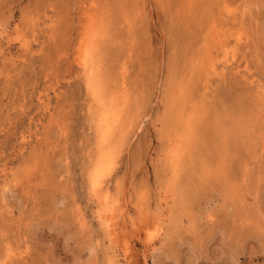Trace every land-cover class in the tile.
Returning <instances> with one entry per match:
<instances>
[{
	"label": "rangeland",
	"instance_id": "rangeland-1",
	"mask_svg": "<svg viewBox=\"0 0 264 264\" xmlns=\"http://www.w3.org/2000/svg\"><path fill=\"white\" fill-rule=\"evenodd\" d=\"M0 264H264V0H0Z\"/></svg>",
	"mask_w": 264,
	"mask_h": 264
},
{
	"label": "bare ground",
	"instance_id": "bare-ground-1",
	"mask_svg": "<svg viewBox=\"0 0 264 264\" xmlns=\"http://www.w3.org/2000/svg\"><path fill=\"white\" fill-rule=\"evenodd\" d=\"M86 35H87V34H86ZM85 37H86V36H85ZM83 40H85V38H84ZM238 42H239V41H238ZM93 47H94V46H93ZM79 48H80V47H79ZM85 50H86V49H85ZM92 50H93V49H92ZM78 51H79V50H78ZM79 54H80V53H79ZM79 54H78V55H79ZM83 54H84V55H83ZM83 54H82L83 56H80V58L82 57V58H81L82 61H81V59L79 58V59H80V62L83 64V65H82L83 67H85V68H87V69L89 70V69H90V66H89L90 63H89V64L87 63L88 60H89V57H88V56H89V55H88V54H89V51H88V52H87V51H84ZM93 54H94V53H93ZM90 56H91V54H90ZM92 56H93V55H92ZM92 56H91V57H92ZM90 60H91V59H90ZM92 60H93V58H92ZM78 62H79V61H78ZM93 62H94V61H93ZM76 64H77V63H76ZM80 66H81V65H80ZM92 66L94 67V64H93ZM83 67H82V68H83ZM93 67H92V68H93ZM83 70H84V69H83ZM94 71H95V70H94ZM85 72H86V70H85ZM89 72H90V71H89ZM87 73H88V72H87ZM90 73H92V72H90ZM90 76H91V74H90ZM91 78H92V77H91ZM94 78H95V77H94ZM88 79H89V78H88ZM95 79H96V78H95ZM89 80H90V79H89ZM89 80H88V81H89ZM96 81H97V79H96ZM92 82H93V84H94L95 81H93V79H92ZM90 83H91V82H90ZM90 83L88 82V84H90ZM93 84H92V86H91V84L88 85V87H90V86L93 87ZM94 85H95V84H94ZM94 87H95V86H94ZM90 89H92V88H90ZM93 89H94V88H93ZM93 89H92V90H93ZM95 89H96V87H95ZM94 91H95V90H94ZM95 92L97 93V91H95ZM97 94H98V93H97ZM93 95H94V94H93ZM261 95H262V94H261ZM98 96H99V95H98ZM126 96H127V95H126ZM96 97H97V96H96ZM117 97H118V96H117ZM119 101H120V100H119ZM118 104H119V103H118ZM256 111H257V110H256ZM103 112H104V111H103ZM103 112H102V114H103ZM112 112H113V111H112ZM104 114H105V113H104ZM106 114H107V113H106ZM117 115H118V114H117ZM117 115H116V116H117ZM105 116H107V115H105ZM114 116H115V114H114ZM184 116H185V115H184ZM189 116H191V115H189ZM189 116H188V117H189ZM193 117H194V116H193ZM115 118H116V117H115ZM115 118H114V119H115ZM186 118H187V116H186ZM101 119L103 120V118H101ZM108 119H109V118H108ZM188 119H190V118H188ZM104 120H105V119H104ZM114 121H115V120H114ZM114 121H113V122H114ZM202 121H203V120H202ZM100 122H101V121H100ZM102 122H103V121H102ZM254 122H255V121H254ZM244 123H245V122H244ZM104 124H105V123H104ZM100 125H101V124H100ZM183 125H184V124H183ZM190 125H191V124H190ZM108 126H109V125H108ZM111 126H113V125H111ZM116 126H117V124H116ZM116 126H115V128H116ZM184 126H185V125H184ZM109 127H110V126H109ZM181 127H182V126H181ZM185 127H186V126H185ZM100 128H101V127H100ZM112 128H113V127H112ZM250 128H251V127H250ZM102 129H103V127H102ZM113 129H114V128H113ZM187 129H188V127H187ZM185 130H186V129H185ZM104 131H105V130H104ZM104 131H103V132H104ZM111 131H113V130L111 129ZM101 132H102V131H101ZM103 132H102V133H103ZM103 134H104V133H103ZM109 134H111V133H109ZM109 134H108V136H109ZM113 134H114V133H113ZM185 135H186V134H185ZM101 136H102V135H101ZM106 136H107V135H106ZM102 137H103V136H102ZM110 137H111V136H110ZM178 137H180V136H177V138H178ZM187 137H188V136H187ZM108 138H109V137H108ZM177 138H175L174 140H176ZM188 138H189V137H188ZM105 139H106V137H105ZM106 140H107V139H106ZM192 140H193V139H192ZM112 141H113V139H112ZM195 141H196V140H195ZM108 142H109V141H108ZM110 142H111V141H110ZM104 143H105V141H104ZM184 143H185V141H184ZM105 144H106V143H105ZM105 144H104V146H105ZM189 144H190V143H189ZM101 145H102V144H101ZM109 145H110V144H109ZM185 145H186V144H185ZM107 146H108V145H107ZM107 146H106V147H107ZM112 146H113V145H112ZM177 146H178V145H177ZM187 146H188V142H187ZM106 147H105V148H106ZM188 147H189V146H188ZM102 149H103V148H102ZM183 149H184V148H183ZM189 149H190V147H189ZM191 149H192V148H191ZM108 150H109V149H108ZM111 150H112V149H111ZM111 150H110V151H111ZM175 150H176V149H175ZM105 151H106V150H105ZM105 151H104V152H105ZM113 151H114V150H113ZM191 151H192V150H190V152H191ZM105 154H106V153H105ZM112 154H113V153H112ZM112 154H111V155H112ZM188 154H190V153H188ZM109 155H110V154H109ZM105 156H106V155H105ZM107 156H108V155H107ZM102 157H103V156H102ZM189 157H190V155H189ZM104 158H105V157H104ZM106 158H107V157H106ZM170 158H171V157H170ZM112 159H113V158H112ZM102 160H104V159H102ZM105 161H107V159H106ZM173 164H174V163H173ZM101 167H102V166H101ZM103 167H104V166H103ZM103 167H102V170H103ZM108 171H109V170H108ZM95 173H96V174H95ZM95 173H94L95 175L93 176V179H92V187H91V189H93L94 192H97V191H99V189H100V185H101V184H100V179H101L102 175H100V172H99V171H97V172H95ZM105 173H106V172H105ZM101 192H102V191H101ZM97 194H98V192H97ZM97 194H96V196H97ZM98 195H99V194H98ZM94 196H95V195H94ZM97 200H98V199H97ZM109 201H110V200H109ZM105 205H106V204H105ZM108 205L111 206L110 204H108ZM108 205H107V206H108ZM114 205L117 206L118 204H114ZM107 206H106V207H107ZM125 207H126V206H125ZM108 208H109V207H108ZM105 209H106V208H105ZM120 209H121V208H120ZM110 210H111V208L109 209V212H110ZM115 210H116V209H115ZM121 210H122V209H121ZM114 213H115V212H114ZM118 214H119V213H118ZM108 215H110V214L107 212V213H106V216L108 217ZM111 215H112V214H111ZM115 215H116V214H115ZM122 215H123V214H122ZM102 216H103V215H102ZM104 216H105V214H104ZM112 216H113V215H112ZM112 216H111V217H112ZM120 216H121V215H120ZM123 216H124V215H123ZM107 217H106V218H107ZM101 218H102V217H101ZM120 218H121V217H120ZM102 219H103V218H102ZM113 219H114V218H113ZM104 220H105V218H104ZM116 220H117V219H116ZM118 220H119V219H118ZM121 220H122V219H121ZM107 222H108V221H107ZM103 223H104V222H103ZM114 224H116V223L114 222ZM104 225H105V223H104ZM109 225H110V223L108 224V226H109ZM154 225H155V224H154ZM121 226H122V225H120V227H121ZM123 226H124V225H123ZM109 227H110V226H109ZM109 227H108V228H109ZM156 228H157V227H156ZM110 229H111V228H110ZM110 229H109V230H110ZM119 230H120V229H119ZM124 231H125V230H124ZM113 232H117V230H116V231L113 230ZM117 233H118V232H117ZM124 235H126V234H124ZM111 239H113V238L111 237ZM114 241H115V240H114ZM9 256L11 257V254H10ZM7 257H8V256H7Z\"/></svg>",
	"mask_w": 264,
	"mask_h": 264
}]
</instances>
